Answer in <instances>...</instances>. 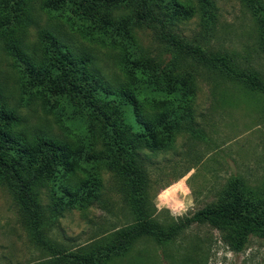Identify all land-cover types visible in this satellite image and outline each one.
Returning a JSON list of instances; mask_svg holds the SVG:
<instances>
[{
  "label": "trees",
  "instance_id": "16d2710c",
  "mask_svg": "<svg viewBox=\"0 0 264 264\" xmlns=\"http://www.w3.org/2000/svg\"><path fill=\"white\" fill-rule=\"evenodd\" d=\"M33 1L0 0V31L18 67L22 91L27 93L21 96L22 101L26 103L37 96L43 112L58 127H67L70 120L78 123L77 133L83 141L78 146L80 140L76 144L72 138L26 125L25 117L5 100L0 88V185L12 195L34 244L54 253V261L37 264H107L126 254L140 237L149 236L157 244H166L193 222L207 223L222 231L234 252L246 247L250 235L264 240V200L243 192L238 178L226 184L220 201L189 216L166 220L155 216L147 191L148 157L140 149L165 148L167 144H157L155 138L177 131L181 122L172 118V112H145L138 101L139 94L152 93L154 97L159 91L187 89L189 84L176 72L186 57L199 66L241 79L247 88L263 94L264 81L252 72L237 69L227 56L207 54L203 46L179 39L170 28L172 19L187 9L179 0H39L42 10L59 13L86 38L114 51L113 59H117L116 65L126 82L108 80L94 65L95 57L87 49H74L45 28L37 30L38 43L30 55L23 49L18 25L30 19ZM240 1L258 26L264 66V0ZM201 2L208 4L206 0ZM142 25L153 26L171 53L166 69L165 66L158 70L140 53L134 27ZM88 161L101 163L112 174L115 191L130 219L114 226L94 248L64 251L55 248L45 235L48 219L38 195L47 180L61 175L62 181L57 184L61 201L86 204L96 198L98 178L94 172L70 183L73 171ZM56 200L48 206V216L60 210L61 203ZM200 258L195 251H187L170 257V261L200 264Z\"/></svg>",
  "mask_w": 264,
  "mask_h": 264
},
{
  "label": "rangeland",
  "instance_id": "374dc122",
  "mask_svg": "<svg viewBox=\"0 0 264 264\" xmlns=\"http://www.w3.org/2000/svg\"><path fill=\"white\" fill-rule=\"evenodd\" d=\"M179 1L187 9L172 19L170 27L179 39L203 46L207 54L227 56L237 69L252 72L264 81L258 26L240 0H206L207 5H202L201 0ZM29 12L26 24L18 25L25 52L32 54L38 43L37 30L45 28L72 48L87 49L95 57L94 65L108 80L126 82L116 65L117 59H113L114 51L86 38L59 13L42 10L39 0L30 4ZM2 34L0 31V88L5 100L25 117L26 125L72 138L77 144L81 139L78 123L70 120L67 127L60 128L43 112L37 96L30 97L26 103L22 101L21 96L27 93L22 91L18 67L6 49ZM134 34L144 59L158 70L168 65L171 53L153 26H135ZM133 52L137 58L136 49ZM176 72L189 84L187 89L172 93L159 91L154 97L152 93L138 95L143 111L172 112V118L181 122L177 131L155 138L157 144H167L165 148L140 149L148 157L147 191L155 216L159 220L178 219L214 204L221 200L226 184L233 178L241 182L243 192L264 200V94L250 90L241 79L199 66L187 57ZM81 145L82 140L78 146ZM92 172L98 178L94 187L97 197L90 198L86 204L61 201L57 193L61 175L50 178L40 189L38 201L48 219L45 235L55 248L64 251L94 248L114 226L130 219L119 201L112 174L101 163L88 161L76 168L70 183ZM54 198L61 203L60 210L48 216V206ZM187 251L200 255V264H264L263 239L250 235L246 247L234 252L222 231L197 222L181 228L166 244H157L149 236L140 237L126 254L112 258L107 264H172L170 257ZM53 255L52 251L34 244L12 195L0 185V264L46 263L54 261Z\"/></svg>",
  "mask_w": 264,
  "mask_h": 264
}]
</instances>
